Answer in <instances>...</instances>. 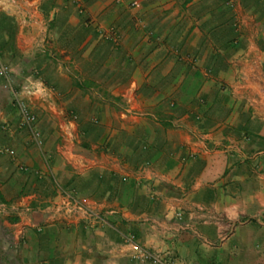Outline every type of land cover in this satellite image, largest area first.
Returning <instances> with one entry per match:
<instances>
[{"label": "crops", "instance_id": "crops-1", "mask_svg": "<svg viewBox=\"0 0 264 264\" xmlns=\"http://www.w3.org/2000/svg\"><path fill=\"white\" fill-rule=\"evenodd\" d=\"M0 59V264H264V0H0Z\"/></svg>", "mask_w": 264, "mask_h": 264}, {"label": "built area", "instance_id": "built-area-1", "mask_svg": "<svg viewBox=\"0 0 264 264\" xmlns=\"http://www.w3.org/2000/svg\"><path fill=\"white\" fill-rule=\"evenodd\" d=\"M227 2H231V0H226ZM81 10V7H80ZM101 35L108 39H114L116 37V34L113 30H99ZM41 49L43 50L44 47L41 46ZM7 65L1 61L0 59V74H6L7 73ZM52 87L46 85L45 83L41 82L40 80L37 81H30L26 80L24 83H21L18 88L12 89L11 91V101L14 103L15 107L17 108L18 114L20 116V124L26 126L28 129L31 137L34 139L36 144H41V137L39 134V131L34 127L35 123V115L33 112L28 108L26 102L21 97V93H38V95H43L45 92L52 90ZM76 117V114L71 113L70 118L74 119ZM62 194L65 196L64 203L72 204L74 203V200L71 196V194L66 191L62 190ZM1 206H4V203H0ZM131 247H132V253L131 257L137 258L139 260H144L145 264H177L167 258L162 257L161 255L157 253L147 252L145 250H142L137 243H135L132 239L129 240Z\"/></svg>", "mask_w": 264, "mask_h": 264}]
</instances>
